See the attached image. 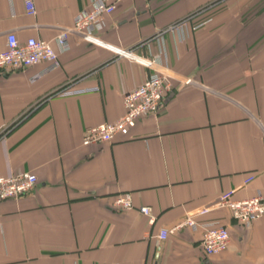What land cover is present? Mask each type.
I'll return each instance as SVG.
<instances>
[{
  "label": "crops",
  "instance_id": "1",
  "mask_svg": "<svg viewBox=\"0 0 264 264\" xmlns=\"http://www.w3.org/2000/svg\"><path fill=\"white\" fill-rule=\"evenodd\" d=\"M34 2L29 14L25 0H0V50L12 31L57 48L55 36L89 5ZM182 19L183 28L156 37ZM99 35L158 54L157 63L72 33L60 65L42 76L32 79L45 62L0 71V174L38 178L32 191L0 201V264H264V217L246 227L227 208L197 215L228 227L230 245L219 254L205 253L201 228L159 238L226 190L264 195V0H124ZM154 71L174 83L160 111L127 137L84 145L87 128L117 120L124 94ZM123 192L131 208L114 206Z\"/></svg>",
  "mask_w": 264,
  "mask_h": 264
},
{
  "label": "built area",
  "instance_id": "2",
  "mask_svg": "<svg viewBox=\"0 0 264 264\" xmlns=\"http://www.w3.org/2000/svg\"><path fill=\"white\" fill-rule=\"evenodd\" d=\"M124 0H89L87 8L80 10L74 17L71 26L63 27L54 38L57 48L50 39L30 36L20 40L16 32L7 34L6 48L0 50V71L10 72L17 69L35 66L45 62V69L36 73L32 79H36L60 65V53L70 49L69 35L79 34L83 40L95 45H104L118 51L121 55L134 59L145 66H154L159 58L158 54L144 56L135 53L131 49L118 48L105 42L99 32L105 28V18L114 12L116 4ZM26 10L29 14L36 12L34 0H25ZM187 23L186 19L170 24L156 34L162 39L164 32L175 31L183 28ZM200 26L196 24L194 28ZM193 80L188 78L186 83ZM174 91L172 78L163 72L154 71L144 81L132 90L124 94V113L115 121L102 122L90 126L84 133L83 144L90 145L102 142H111L118 137L129 136L131 130L137 125L139 119L149 113H158L162 108L168 94ZM254 174H249L244 183L248 184L254 179ZM38 182L37 175L33 172L22 171L11 175L0 174V201L18 198L32 191ZM237 188L222 192L215 204L211 207H203L195 214L187 216L177 226L162 228L159 238L165 239L175 229L190 226L192 229H202V247L206 254L213 255L226 251L230 245V231L224 224L214 221L199 222L197 215L205 214L213 209L227 208L231 211L232 217L241 225L249 227L259 218L264 217V195L258 192L246 198L235 196ZM114 206L121 209L131 208L133 204L130 192H123L116 195ZM140 210L154 220L150 207L141 206Z\"/></svg>",
  "mask_w": 264,
  "mask_h": 264
}]
</instances>
